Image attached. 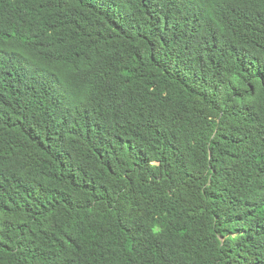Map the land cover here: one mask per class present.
Wrapping results in <instances>:
<instances>
[{"label":"trees","instance_id":"16d2710c","mask_svg":"<svg viewBox=\"0 0 264 264\" xmlns=\"http://www.w3.org/2000/svg\"><path fill=\"white\" fill-rule=\"evenodd\" d=\"M0 264H264V0H0Z\"/></svg>","mask_w":264,"mask_h":264}]
</instances>
